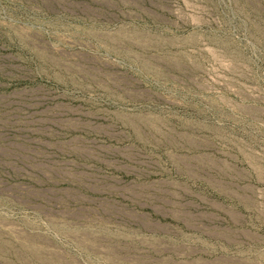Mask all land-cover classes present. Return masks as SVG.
Masks as SVG:
<instances>
[{"label":"rangeland","instance_id":"obj_1","mask_svg":"<svg viewBox=\"0 0 264 264\" xmlns=\"http://www.w3.org/2000/svg\"><path fill=\"white\" fill-rule=\"evenodd\" d=\"M0 264H264V0H0Z\"/></svg>","mask_w":264,"mask_h":264}]
</instances>
